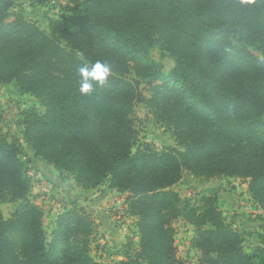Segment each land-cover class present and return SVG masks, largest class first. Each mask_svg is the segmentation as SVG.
I'll return each instance as SVG.
<instances>
[{"label": "trees", "instance_id": "1", "mask_svg": "<svg viewBox=\"0 0 264 264\" xmlns=\"http://www.w3.org/2000/svg\"><path fill=\"white\" fill-rule=\"evenodd\" d=\"M14 6L0 0V85L44 106L22 123L36 158L83 189L108 184L127 194L139 247L120 264H183L172 226L182 216L204 264H264V248L246 252L226 224L216 193L193 201L173 190L186 174L239 179L264 212V0H69L50 31L22 16L8 21ZM155 48L174 61L169 73L152 60ZM97 60L112 75L83 96L79 70ZM133 69L149 85L161 83L153 105L177 147L139 142L136 93L123 80ZM22 153L0 125V205L18 203L7 220L0 209V264H94L88 216L65 211L46 233ZM77 233L80 242H70Z\"/></svg>", "mask_w": 264, "mask_h": 264}, {"label": "rangeland", "instance_id": "2", "mask_svg": "<svg viewBox=\"0 0 264 264\" xmlns=\"http://www.w3.org/2000/svg\"><path fill=\"white\" fill-rule=\"evenodd\" d=\"M49 1L41 4L36 0H15V6L10 10L7 20L12 21L22 16L41 29L50 31L51 25L67 15L69 0H56V4ZM150 55L155 63H161L164 73H169L174 67V61L168 56L161 57L157 48L152 49ZM123 78L136 93L131 117L136 123L139 142L149 143L156 151L177 147L172 127L161 121L159 111L153 105L163 97L162 92L157 91L161 83L149 85L136 75L134 69ZM31 111L42 113L44 106L30 94L21 93L14 84L0 85V125L5 134L15 136L22 145V160L30 180V198L44 212V227L48 236L55 228L60 214L77 209L79 215L88 216L95 226L88 239V253L94 264H120L134 256L139 247L138 218L129 210L127 194L110 188L108 184L83 189L71 175L61 174L36 158L23 137L22 123L26 114ZM173 190L182 198L193 201L199 200L203 195L216 193L225 222L243 236L245 251L251 253L258 247L264 248V212L250 198L247 181L200 179L186 174ZM17 206L18 203L0 205L6 220ZM172 226L175 230L177 257L183 264H204L201 251L192 244L196 235L190 222L182 216L173 221ZM73 227L74 222L70 228ZM80 239V234L77 233V237L72 234L70 242H80Z\"/></svg>", "mask_w": 264, "mask_h": 264}, {"label": "clouds", "instance_id": "3", "mask_svg": "<svg viewBox=\"0 0 264 264\" xmlns=\"http://www.w3.org/2000/svg\"><path fill=\"white\" fill-rule=\"evenodd\" d=\"M79 92L83 96L91 95L97 87H103L112 75V66L106 61L97 60L80 68Z\"/></svg>", "mask_w": 264, "mask_h": 264}, {"label": "built area", "instance_id": "4", "mask_svg": "<svg viewBox=\"0 0 264 264\" xmlns=\"http://www.w3.org/2000/svg\"><path fill=\"white\" fill-rule=\"evenodd\" d=\"M49 2H51V3H53V4H54V3L56 4V0H50ZM192 238H193V237H191V240H192ZM191 240H190V242H191Z\"/></svg>", "mask_w": 264, "mask_h": 264}]
</instances>
